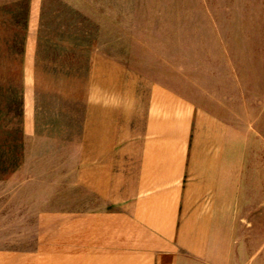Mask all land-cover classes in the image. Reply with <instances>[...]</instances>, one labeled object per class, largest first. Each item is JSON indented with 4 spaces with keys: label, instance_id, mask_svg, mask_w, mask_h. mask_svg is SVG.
<instances>
[{
    "label": "crops",
    "instance_id": "crops-1",
    "mask_svg": "<svg viewBox=\"0 0 264 264\" xmlns=\"http://www.w3.org/2000/svg\"><path fill=\"white\" fill-rule=\"evenodd\" d=\"M233 1L202 89L153 61L90 57L73 114L57 111L74 136L43 171L34 244L0 249V264H264V38L255 0ZM11 50L8 61L0 49V120L18 125Z\"/></svg>",
    "mask_w": 264,
    "mask_h": 264
},
{
    "label": "rangeland",
    "instance_id": "rangeland-1",
    "mask_svg": "<svg viewBox=\"0 0 264 264\" xmlns=\"http://www.w3.org/2000/svg\"><path fill=\"white\" fill-rule=\"evenodd\" d=\"M255 3L264 38V0ZM233 4V0H0V49L8 61L11 45L13 61L18 53L20 83L18 125L10 115L0 120V249L34 244V220L43 205V171L59 164L55 157L60 149L69 151L59 139L74 136V123L58 118L57 111L64 108L73 114L76 77L89 67L90 57L128 55L132 65L153 61L158 73L176 75L184 90L191 84L202 89L210 82L203 81L204 73L218 71L221 25ZM43 62L47 69H42ZM26 105L28 122L21 117ZM48 155L50 160H44ZM47 189L55 193L53 186Z\"/></svg>",
    "mask_w": 264,
    "mask_h": 264
}]
</instances>
